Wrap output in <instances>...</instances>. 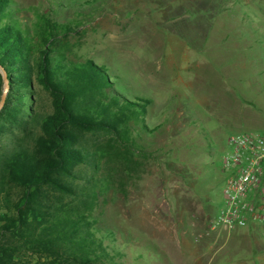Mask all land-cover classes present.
I'll return each instance as SVG.
<instances>
[{
    "label": "rangeland",
    "instance_id": "1",
    "mask_svg": "<svg viewBox=\"0 0 264 264\" xmlns=\"http://www.w3.org/2000/svg\"><path fill=\"white\" fill-rule=\"evenodd\" d=\"M14 2L33 30L38 15L69 24L56 41L69 58L91 59L123 94L152 102L134 172L111 164L114 184L93 213L125 246L122 264H264L257 229L209 230L228 137L264 132V0Z\"/></svg>",
    "mask_w": 264,
    "mask_h": 264
},
{
    "label": "trees",
    "instance_id": "2",
    "mask_svg": "<svg viewBox=\"0 0 264 264\" xmlns=\"http://www.w3.org/2000/svg\"><path fill=\"white\" fill-rule=\"evenodd\" d=\"M19 11L0 0V264H122L125 246L93 213L114 184L110 165L134 172L152 102L123 94L91 59L69 58L56 44L69 24L38 15L33 30ZM34 84L48 111L35 106Z\"/></svg>",
    "mask_w": 264,
    "mask_h": 264
},
{
    "label": "built area",
    "instance_id": "3",
    "mask_svg": "<svg viewBox=\"0 0 264 264\" xmlns=\"http://www.w3.org/2000/svg\"><path fill=\"white\" fill-rule=\"evenodd\" d=\"M221 205L209 230L257 229L264 235V132L235 133L221 156Z\"/></svg>",
    "mask_w": 264,
    "mask_h": 264
},
{
    "label": "water",
    "instance_id": "4",
    "mask_svg": "<svg viewBox=\"0 0 264 264\" xmlns=\"http://www.w3.org/2000/svg\"><path fill=\"white\" fill-rule=\"evenodd\" d=\"M0 74H1L2 82H3V89H2V94L0 97V110H1L4 106L6 95L8 92V80L6 77V73L3 71L1 67H0Z\"/></svg>",
    "mask_w": 264,
    "mask_h": 264
},
{
    "label": "crops",
    "instance_id": "5",
    "mask_svg": "<svg viewBox=\"0 0 264 264\" xmlns=\"http://www.w3.org/2000/svg\"><path fill=\"white\" fill-rule=\"evenodd\" d=\"M260 28H264V24L263 25H261V26H259ZM261 32H263L264 33V29L261 31ZM255 43V42H254ZM217 62H218V59H217ZM225 69V68H224ZM223 69V70H224ZM248 229H250V228H248Z\"/></svg>",
    "mask_w": 264,
    "mask_h": 264
}]
</instances>
